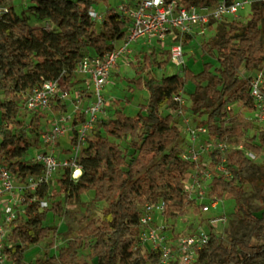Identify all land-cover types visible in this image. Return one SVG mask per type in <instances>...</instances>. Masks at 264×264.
<instances>
[{
	"label": "trees",
	"instance_id": "1",
	"mask_svg": "<svg viewBox=\"0 0 264 264\" xmlns=\"http://www.w3.org/2000/svg\"><path fill=\"white\" fill-rule=\"evenodd\" d=\"M15 1L0 0V7L5 9L0 13V91L4 94L0 100V162L23 177L42 172L41 164L28 159L32 147L31 128L19 118L27 92L43 81L60 76L67 83L74 82L75 68L81 58L113 49V41L124 36L128 22L112 9L100 22L91 16V8L108 0H31L29 10L39 20H48L55 26L49 30L33 26L27 17L20 15ZM181 1L215 4L219 0ZM214 31V35L201 44V49L217 58V67L205 62L200 72L184 67L182 73L161 77L150 72L144 75L148 67L164 68L170 62L169 51H162L165 56L161 60L157 59L155 48L138 54L142 59L133 65L138 76L130 82L147 90V102L140 104L135 115L119 108L113 118L100 120V129L92 132L82 153V173L78 179H73L68 171H60L54 177L57 187L49 191L50 184H46L29 196L36 199L27 200L24 216L12 222L6 240L5 250L10 259L19 264L28 245L56 233V228L46 221L50 212L62 215L61 195L72 202L90 192L92 203H107L101 217L85 215L76 233H58L57 237L61 235L65 244L56 253L30 264H80L82 249L89 250L94 259L92 264H149L139 244L142 206L164 201L167 221L190 211L200 213L202 207L196 199H190L185 190L194 163L182 157L185 149L181 128L173 113L163 112L180 108L174 95L192 82L190 108L198 115H206L202 124L207 128L208 139L220 142L235 136L242 140L244 149H236L226 157L233 177L214 178L211 193L220 199L233 198L236 214L250 230L246 237H232L228 242L220 234L210 232L209 242L191 264H264V209L256 214L243 202V173L252 164L245 150L256 155L264 150V129L243 140L253 125L243 118L237 125L230 123L233 101L253 103L250 79L243 75L264 63L263 2L252 3L246 21L235 18L228 23L223 21ZM81 120L83 115L77 114L74 124ZM127 138L133 153L118 142ZM37 141L36 137L34 142ZM141 153L152 155L143 171L140 170ZM211 156L213 162L219 161L215 153ZM260 170L256 183L264 199V165ZM43 200L48 201L47 207L41 206Z\"/></svg>",
	"mask_w": 264,
	"mask_h": 264
},
{
	"label": "built area",
	"instance_id": "2",
	"mask_svg": "<svg viewBox=\"0 0 264 264\" xmlns=\"http://www.w3.org/2000/svg\"><path fill=\"white\" fill-rule=\"evenodd\" d=\"M254 1L256 0H219L215 4H186L181 0H124L117 8H112L113 12L127 19L124 36L113 41V49L103 54L84 55L75 68V73L82 76L85 91L75 89L72 83L65 82L63 76H60L43 81L27 92L24 106L35 116L69 102L73 104L74 109L71 115H67L65 110L55 114L56 119L52 126L40 133L38 147H34L30 161L42 165L41 173H28L21 177L0 162V264H9L11 261L5 250L6 240L12 222L24 216L27 200L36 199V196H29L41 186L50 184L60 171H68L73 179L80 177L82 153L106 110L105 87L110 83L120 59L132 51V46L139 44L151 52L157 44L173 35L176 43L169 47L168 55L170 63L177 69L173 73H178L184 64V39L215 30L218 23L235 18L241 10L251 7ZM259 1L264 4V0ZM3 10L5 9L0 7V13ZM90 12L97 21H102L105 16L96 8H91ZM249 79L253 104L257 107V115L263 121L264 84L259 78ZM180 94L181 91L174 95V99L181 108ZM180 108L175 111H180ZM77 114L83 115V120L74 124ZM28 127L31 128V124ZM67 129L72 132L70 146L58 149L60 138ZM187 130L192 133L191 140L194 142L197 133L190 127H187ZM202 130L206 140L211 142L207 128ZM222 142H211L207 147V150L215 153V158L219 159L217 162H213V159H203L200 151L193 147L185 150L182 156L194 163L185 190L190 199L201 203V210L204 212L217 208L221 200L211 193L214 178L233 177V172L226 162L227 155H222ZM246 151L247 156L252 155L251 151ZM41 206L47 207L48 201H41ZM165 209L166 205L162 200L148 202L142 206L139 244L141 248L148 246L143 254L148 257L149 264H191L209 242L210 231L208 227L197 224L177 235L173 225H170L164 216ZM223 222L224 217L219 216L211 219L209 224L215 226ZM152 257H155L154 260H151Z\"/></svg>",
	"mask_w": 264,
	"mask_h": 264
},
{
	"label": "rangeland",
	"instance_id": "3",
	"mask_svg": "<svg viewBox=\"0 0 264 264\" xmlns=\"http://www.w3.org/2000/svg\"><path fill=\"white\" fill-rule=\"evenodd\" d=\"M124 0H108V2H102L96 6L98 12L103 13L104 15L107 13L109 9L117 8ZM31 5V0H16L15 6L16 11L29 19V22L35 27H45L49 30L55 29V26L48 20H39V18L34 15L29 7ZM251 14V7L248 6L245 9L241 10L239 15L235 17V19L240 21H246ZM233 18H228L224 20V23H228ZM100 22V21H99ZM215 31H206L205 33L196 35L194 38H186L183 40L185 54H184V64L178 73H182V69L184 67H189L195 72H200L203 69V65L205 62H211L214 67L218 66V60L216 57L210 56L208 54L203 53L201 49V44L204 41L209 40ZM174 36H168L164 41L157 44L155 49L157 51V59H164V54H162L163 50L169 49V47L175 44ZM137 47L140 46L136 44ZM136 47L135 44L132 46V49ZM146 50V48H144ZM138 50L133 49L132 51L126 53L119 61L116 70L112 73L111 81L106 85L104 90V95L106 99V110L102 115L100 120H106L114 117L115 110L121 108L129 115H135L139 111L140 104L146 103L148 99V92L145 88H141L136 84L130 82L132 78L137 77L138 74L136 69L133 67L135 63L142 59V57H138ZM141 56V55H140ZM177 71L176 67L173 66L170 62L166 64L164 68H146L143 74H147L150 72L157 77H161L166 74H173V72ZM244 78L247 77H255L261 79V82L264 84V63L263 65L251 72H245L243 75ZM80 82H84L83 79H80ZM72 86L75 89H80L85 91L84 85L77 87L75 82H72ZM194 90V84L192 82H188L185 86L184 90L181 91V105L180 111L164 109V113H173L174 119L176 123L180 126L182 135H183V144L185 150L189 148H195L200 151V156L210 161L212 160L211 151L207 150L208 145L211 142H208L205 137V133H203L202 128L206 127L202 124V121L206 119V115L201 116L194 113L191 108V98L190 95ZM73 97V94H72ZM4 98V94L0 91V100ZM64 109L62 105H59L57 108L53 107L50 112L39 113L36 116L33 112H29L24 105L20 108L19 118L31 124V129L29 132V139L32 143V147L28 152V159L31 158L34 153V147H38V141L34 142L36 137L40 139L41 134L47 128H50L52 124L55 122L56 117L54 116L58 112H62L65 110L67 115H71L74 109V106L71 102L67 105H64ZM233 113L230 117V123L232 125H237L241 119L244 121L250 122L253 127L247 131L246 136L243 140L247 138H251L253 136L258 135V133L264 129V120L262 121L257 115L258 110L257 107L253 103L245 104L239 100H235L230 105ZM0 120H1V112H0ZM100 123L96 125L94 131L100 129ZM187 127H190L197 133V138L194 142H192V133H189ZM71 130L67 129L66 133L61 136L59 141V148L65 147L68 148L70 146V138H71ZM129 138L121 139L118 142L122 146L123 149L127 150L129 153H133V149L129 145ZM258 142V140H255ZM223 144V152L222 155L226 156L232 151L240 148H244L242 144V140H238L235 136L227 137L222 142ZM246 151V150H245ZM248 151V150H247ZM246 151V152H247ZM248 153V152H247ZM151 153H141L139 158L141 160V171H143L151 158ZM216 157V156H215ZM252 160V164L249 168L243 173V177L245 179L244 187L245 193L243 195V202L246 204L247 208L253 213L260 214L264 209V199L261 197V189L260 186L256 183V180L261 174L260 167L264 165V150L256 155L252 153V155L248 156ZM57 177V176H56ZM57 187L56 178L49 185V191L53 188ZM92 193H85L81 196L79 200H73L69 202L65 195H61L60 199L62 201V215H53L50 212L47 216L46 224H50L56 228V233H51L50 237L45 239L42 242L37 244H31L26 247V250L22 256V260L19 264H30L34 263L36 260L41 259L44 260L54 253L65 244L61 235L58 233H76L79 229L80 221L83 220L85 215H91L93 217H101L103 208L107 205L106 202H97L92 203ZM205 200V199H204ZM204 200H201L204 201ZM51 203V200L49 201ZM222 216L225 219V222L220 223L218 225H211L209 221L215 217ZM168 223L173 224L176 232L180 233L186 231L193 227L194 225L201 224L202 226L208 227L210 232L220 234L226 242L232 237L236 238H244L247 236L250 226L247 225L240 216L236 214V202L233 198H223L219 201V205L217 208H211L209 211H200V213L188 212L187 214L180 216L176 219H170ZM54 238V239H53ZM52 241L53 244H52ZM147 245L142 246V251L146 252ZM155 258V257H154ZM152 257L151 260H154ZM9 264H16L15 260L10 259ZM94 259L90 256L88 249H82L80 251V264H92ZM55 264H58L56 262Z\"/></svg>",
	"mask_w": 264,
	"mask_h": 264
},
{
	"label": "crops",
	"instance_id": "4",
	"mask_svg": "<svg viewBox=\"0 0 264 264\" xmlns=\"http://www.w3.org/2000/svg\"><path fill=\"white\" fill-rule=\"evenodd\" d=\"M135 46H136V47H134L133 49H137L139 54L142 53V52H144V51H146V50L144 49V47H142L141 45L138 46V47H137V45H135ZM133 49H132V50H133ZM81 78H82V76L80 75V73H75V77H74L73 81L77 84V86H82V85H83V83L80 82V79H81ZM81 80H82V79H81Z\"/></svg>",
	"mask_w": 264,
	"mask_h": 264
}]
</instances>
